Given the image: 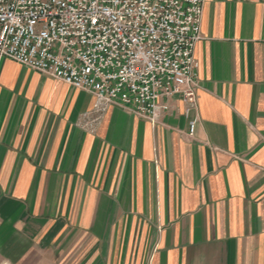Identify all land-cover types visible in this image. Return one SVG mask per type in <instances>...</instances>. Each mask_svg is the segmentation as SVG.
Segmentation results:
<instances>
[{
  "label": "crops",
  "instance_id": "obj_1",
  "mask_svg": "<svg viewBox=\"0 0 264 264\" xmlns=\"http://www.w3.org/2000/svg\"><path fill=\"white\" fill-rule=\"evenodd\" d=\"M200 36L197 113L94 133L93 94L0 60V264H264V0H204Z\"/></svg>",
  "mask_w": 264,
  "mask_h": 264
},
{
  "label": "built area",
  "instance_id": "obj_2",
  "mask_svg": "<svg viewBox=\"0 0 264 264\" xmlns=\"http://www.w3.org/2000/svg\"><path fill=\"white\" fill-rule=\"evenodd\" d=\"M204 0H0V60L95 96L79 126L94 133L121 104L154 122L178 96L197 113ZM197 115V114H196ZM198 116L189 121L192 136Z\"/></svg>",
  "mask_w": 264,
  "mask_h": 264
},
{
  "label": "rangeland",
  "instance_id": "obj_3",
  "mask_svg": "<svg viewBox=\"0 0 264 264\" xmlns=\"http://www.w3.org/2000/svg\"><path fill=\"white\" fill-rule=\"evenodd\" d=\"M36 260H37V259H32V260H31V259H29V260H28V263H26V264H36V263H35V262H36ZM31 262H32V263H31Z\"/></svg>",
  "mask_w": 264,
  "mask_h": 264
}]
</instances>
